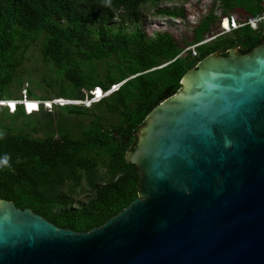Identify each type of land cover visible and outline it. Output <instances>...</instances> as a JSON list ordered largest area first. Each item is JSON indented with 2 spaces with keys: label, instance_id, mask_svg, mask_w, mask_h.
Listing matches in <instances>:
<instances>
[{
  "label": "trees",
  "instance_id": "obj_1",
  "mask_svg": "<svg viewBox=\"0 0 264 264\" xmlns=\"http://www.w3.org/2000/svg\"><path fill=\"white\" fill-rule=\"evenodd\" d=\"M162 1L0 0V101L85 102L95 88L103 93L88 106L40 105L31 115L0 106L11 124L22 122L0 123V200L74 233L103 226L137 198L139 174L124 158L147 115L205 57L247 54L262 42L264 23H245L264 14V0H194L206 7L190 20L183 4L156 10L181 23L150 36L141 13ZM231 18L239 27L223 32L220 22ZM30 59L54 75L41 77L48 94L29 88Z\"/></svg>",
  "mask_w": 264,
  "mask_h": 264
},
{
  "label": "water",
  "instance_id": "obj_2",
  "mask_svg": "<svg viewBox=\"0 0 264 264\" xmlns=\"http://www.w3.org/2000/svg\"><path fill=\"white\" fill-rule=\"evenodd\" d=\"M134 137L127 208L74 233L0 200V264H264V33L198 62Z\"/></svg>",
  "mask_w": 264,
  "mask_h": 264
},
{
  "label": "rangeland",
  "instance_id": "obj_3",
  "mask_svg": "<svg viewBox=\"0 0 264 264\" xmlns=\"http://www.w3.org/2000/svg\"><path fill=\"white\" fill-rule=\"evenodd\" d=\"M183 4V8L184 11L186 13V15L188 16L189 20L192 19V17L196 16V14H198L200 12L199 7L201 8H205L206 7V3L202 2L200 3V5L197 6V4H195L194 0H190L188 3H184V1L182 0H163L158 6L157 8L152 7V5H147L141 15L144 17V21L141 23V26L144 28V30L146 31V33H149L151 36V32L157 30L158 28H170L172 30H175L179 25H180V21H174V20H170L165 18V16H160L158 14H156V10H160L163 8H172V7H181ZM195 4V5H194ZM192 5H194V7H192ZM155 12V14H154ZM180 22V23H179ZM264 23V22H262ZM171 24V25H170ZM224 23H222L223 25ZM223 27V26H222ZM26 69H28V72L31 74V84H29V88H32L34 93L40 97L42 96L44 93L48 94L49 89L46 85V82L53 80L54 79V75H48L46 70L42 67V63L34 60V59H30L27 62L26 65ZM41 77L45 78L46 82L41 81ZM37 84L39 87H37ZM25 88H27V85L24 86ZM23 94V92H21ZM84 104V102H83ZM79 105V103H78ZM11 109L13 107L12 104H10ZM34 105L33 104H29L27 105V109L31 111L33 110ZM50 110H48L49 112ZM3 114V113H2ZM1 114V110H0V123L2 121H4V125L10 126L12 125L13 127L17 128L19 127V125H21V118H18V121L15 124H11L12 119L15 121V117H7L6 113L2 115ZM41 135V134H40ZM39 135V136H40ZM82 198V197H81ZM80 198V199H81Z\"/></svg>",
  "mask_w": 264,
  "mask_h": 264
},
{
  "label": "clouds",
  "instance_id": "obj_4",
  "mask_svg": "<svg viewBox=\"0 0 264 264\" xmlns=\"http://www.w3.org/2000/svg\"><path fill=\"white\" fill-rule=\"evenodd\" d=\"M220 27L223 30V32H225L224 28L222 27V21L220 22ZM117 88H118V86H114V87H112V90L114 91ZM96 92H98V94H96ZM90 95H92L93 98L90 99L89 101H85L84 102L85 106H88L91 102H98L103 97V93L99 88H95L93 91H91ZM97 95H99V96L97 97ZM0 102L2 103V104H0V106L6 107L10 114H14L16 112L17 106H22V110H23L25 115H31V114L37 112L40 108V105L43 107L44 110L48 111L53 104H57L59 106H63L66 104H76V105H78V103L83 104V102H68V101L61 100V99L60 100H53V101H30V100H27L25 97L20 101H0ZM14 103H16V104H14ZM28 103L33 104V105L36 104V110L31 111V109H30V113H28V111H29L27 109ZM10 104L13 105V107H12L14 109L13 112L10 111V109H11Z\"/></svg>",
  "mask_w": 264,
  "mask_h": 264
},
{
  "label": "built area",
  "instance_id": "obj_5",
  "mask_svg": "<svg viewBox=\"0 0 264 264\" xmlns=\"http://www.w3.org/2000/svg\"><path fill=\"white\" fill-rule=\"evenodd\" d=\"M260 16L261 17L249 19L245 23V25H247L248 27H250L252 30H256L257 27H258V25L260 23L264 22V14L263 15H260ZM224 22H226V26H224V25H222V26H223L225 32H230L232 30H235L237 27H239L238 24L235 22V20L232 19V18L231 19H223L222 20V23H224ZM195 48L196 47H192L191 48V50L193 51V54H195L194 53V49ZM0 104H2V103L0 102ZM14 104H16V103H14ZM33 110H36V104H34ZM10 111L13 112L14 109L12 108V109H10ZM28 113H30V110L28 111Z\"/></svg>",
  "mask_w": 264,
  "mask_h": 264
}]
</instances>
